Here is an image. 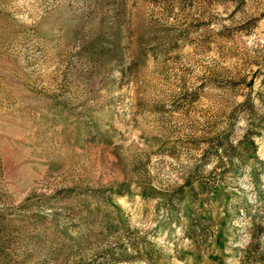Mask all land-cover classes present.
Returning a JSON list of instances; mask_svg holds the SVG:
<instances>
[{
    "label": "rangeland",
    "instance_id": "374dc122",
    "mask_svg": "<svg viewBox=\"0 0 264 264\" xmlns=\"http://www.w3.org/2000/svg\"><path fill=\"white\" fill-rule=\"evenodd\" d=\"M0 264H264V0H0Z\"/></svg>",
    "mask_w": 264,
    "mask_h": 264
}]
</instances>
